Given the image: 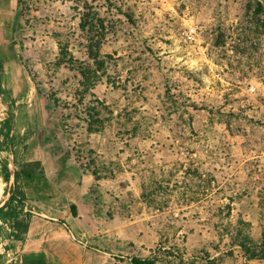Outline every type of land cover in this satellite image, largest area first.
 <instances>
[{"label":"rangeland","instance_id":"rangeland-1","mask_svg":"<svg viewBox=\"0 0 264 264\" xmlns=\"http://www.w3.org/2000/svg\"><path fill=\"white\" fill-rule=\"evenodd\" d=\"M8 28L0 204L59 196L9 184L43 142L89 178L107 264H264V0H17ZM12 214L0 264L20 260Z\"/></svg>","mask_w":264,"mask_h":264},{"label":"crops","instance_id":"crops-1","mask_svg":"<svg viewBox=\"0 0 264 264\" xmlns=\"http://www.w3.org/2000/svg\"><path fill=\"white\" fill-rule=\"evenodd\" d=\"M16 16L17 0H0V60H3L0 74L4 79L2 81L0 76V94L5 88L10 93V88L17 87L19 76L23 73L18 57L12 48L8 52L7 44L8 27L11 28ZM29 150L24 156L26 159L18 153L15 156L25 162H39L49 188L57 190L59 196L49 199L43 211L22 210L21 204L27 205L29 201H21L19 206H14L19 216L9 220L17 222V228L21 224L24 227L22 231L15 230L11 235V239L23 235L19 264H107L112 256L105 246L110 234L107 224L98 223L91 214V205L87 203L89 178L71 160H61L51 145L41 142ZM6 155V151H0V157L4 159ZM11 166L16 168L8 164L9 169ZM11 177L9 184L14 181V185H19L18 180ZM73 189L79 193V201L72 198ZM19 193L17 199L23 197L24 190L21 188ZM10 196L15 197L14 194H8L0 206ZM59 207L64 210L59 212ZM71 207H74L76 217L72 216ZM14 208L10 206V213L14 212ZM24 213L30 215L24 219Z\"/></svg>","mask_w":264,"mask_h":264},{"label":"trees","instance_id":"trees-1","mask_svg":"<svg viewBox=\"0 0 264 264\" xmlns=\"http://www.w3.org/2000/svg\"><path fill=\"white\" fill-rule=\"evenodd\" d=\"M15 167L18 168L14 175L15 179H20L22 181L23 190H28L31 185L33 186L32 189H35L39 192L50 187L39 162H25L19 160V162L15 164ZM13 201H15L14 198L10 196L9 199L2 206H0L1 216H6L7 213L9 216L13 215L12 213H10V206ZM71 210L72 216L76 217L74 207H71ZM131 263L153 264L152 262L142 260L140 258H133L131 260Z\"/></svg>","mask_w":264,"mask_h":264}]
</instances>
